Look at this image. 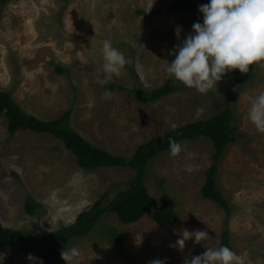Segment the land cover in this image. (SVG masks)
<instances>
[{
	"label": "rangeland",
	"instance_id": "rangeland-1",
	"mask_svg": "<svg viewBox=\"0 0 264 264\" xmlns=\"http://www.w3.org/2000/svg\"><path fill=\"white\" fill-rule=\"evenodd\" d=\"M177 1L9 0L0 6V91L43 121L70 111V126L113 155L132 157L175 127L215 117L229 92L237 94L232 108L243 136L229 145L217 174L229 214L203 195L213 142L182 141L143 174L158 206L165 195L171 198L178 222L163 227L154 210L132 224L105 214L88 237L68 246L61 264H264V51L250 79L235 85L236 75L220 63L233 40L208 48L191 24L209 13L211 0H188L192 11L167 13ZM244 8L245 0H238L229 34L240 28ZM171 84L180 90L157 102L142 103L132 92ZM8 125L0 114L5 230L58 232L109 192L107 205L137 175L127 167L84 170L52 134L12 135ZM29 197L42 205L35 215L25 208ZM226 227L231 253L221 241ZM112 230L122 246L111 241ZM0 264H41L39 251L0 253Z\"/></svg>",
	"mask_w": 264,
	"mask_h": 264
},
{
	"label": "trees",
	"instance_id": "trees-1",
	"mask_svg": "<svg viewBox=\"0 0 264 264\" xmlns=\"http://www.w3.org/2000/svg\"><path fill=\"white\" fill-rule=\"evenodd\" d=\"M9 0H0V6ZM238 0H211L208 14H199L191 20L202 38L203 44L208 48L233 40L220 63L225 70H232L236 75L235 85L242 84L250 79L256 66L258 55L264 51V0H245V8L241 18L240 28L229 34L232 30V19ZM195 4L188 0H179L167 9L169 14L190 12ZM59 71H64L60 69ZM109 89H118L116 85ZM176 85H164L155 90H132L142 103H152L179 91ZM237 94L233 89L229 92V99L225 108L215 117L203 121L188 123L169 130L162 137L152 139L140 145L132 157L116 156L107 150L96 147L85 140L70 126L71 112H66L62 118L55 121H43L24 112L7 91H0V114L8 118V128L12 135L21 130H31L36 133H50L61 140L66 149L77 158L79 166L88 171L123 167L137 171V175L129 182L128 189L118 192L113 200L104 205L109 192L92 206L89 211L78 215L76 221L48 235L33 236L28 232H11L5 230L0 223V253L10 250H38L41 264H61L62 256L68 246L77 238L88 237L94 231L101 217L108 213L116 214L124 224H132L141 220L147 213L154 210V220L163 227H171L178 222V214L172 200L165 195L158 206L157 200L150 195L144 185L143 174L149 162L161 153L175 148L180 142L194 141L205 137L213 142L214 163L207 171V180L203 187L206 199L214 201L228 214L230 204L219 190L217 185L218 163L224 157L230 144L236 143L243 136L239 130V120L235 117L232 103ZM27 212L31 215L41 211L42 205L31 197L25 204ZM113 243L122 246V236L115 230L111 231ZM222 245L226 253H231L230 231L228 227L222 234Z\"/></svg>",
	"mask_w": 264,
	"mask_h": 264
}]
</instances>
